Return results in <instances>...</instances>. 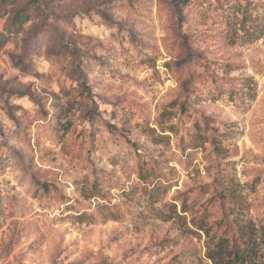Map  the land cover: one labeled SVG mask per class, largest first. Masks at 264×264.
I'll return each mask as SVG.
<instances>
[{
  "label": "rangeland",
  "instance_id": "obj_1",
  "mask_svg": "<svg viewBox=\"0 0 264 264\" xmlns=\"http://www.w3.org/2000/svg\"><path fill=\"white\" fill-rule=\"evenodd\" d=\"M3 1L0 264H264V0Z\"/></svg>",
  "mask_w": 264,
  "mask_h": 264
},
{
  "label": "trees",
  "instance_id": "obj_2",
  "mask_svg": "<svg viewBox=\"0 0 264 264\" xmlns=\"http://www.w3.org/2000/svg\"><path fill=\"white\" fill-rule=\"evenodd\" d=\"M6 1H8V0H4L2 3H7ZM182 1H184L185 2V4L186 3H188L189 2V0H182ZM100 15H101V17L105 20V21H107L108 22V20H109V16H108V14L107 13H105V12H102V11H99L98 12ZM25 22L23 21V22H19L18 23V26H19V28L24 24ZM14 32L15 33H17L18 31L17 30H14ZM13 31L12 32H10V35H11V33H14ZM6 36V35H5ZM5 36H3V35H1L0 36V46H2V44H4L5 42H6V38H7V36L5 37ZM186 38V37H185ZM192 59V58H191ZM190 59V60H191ZM17 95H19L20 97H22V96H24V94H17ZM13 120H16V117L15 116H13V118H12ZM242 244H246V242H244L243 240H240V239H238ZM235 243H237L236 241H235ZM247 245V244H246ZM235 256H236V260H238V259H240L241 257H242V254L240 253V252H236L235 253Z\"/></svg>",
  "mask_w": 264,
  "mask_h": 264
}]
</instances>
